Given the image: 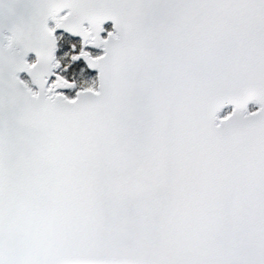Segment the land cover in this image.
<instances>
[{"label": "snow or ice", "instance_id": "obj_1", "mask_svg": "<svg viewBox=\"0 0 264 264\" xmlns=\"http://www.w3.org/2000/svg\"><path fill=\"white\" fill-rule=\"evenodd\" d=\"M0 264H264V0H0Z\"/></svg>", "mask_w": 264, "mask_h": 264}, {"label": "rangeland", "instance_id": "obj_2", "mask_svg": "<svg viewBox=\"0 0 264 264\" xmlns=\"http://www.w3.org/2000/svg\"><path fill=\"white\" fill-rule=\"evenodd\" d=\"M65 36H67V34H65ZM62 44H63V41H59V45L62 46ZM59 51H60V50H58V52H59ZM60 54H62V52H60ZM81 66L84 67L85 72H84L83 75H80L79 73H77V75H76V79H77L80 83H82V84H84V85H87V84L90 83V82L92 81V79L96 76V71L93 72V71L89 70V69L87 68L86 65L81 64ZM23 78L27 79L25 76H23ZM253 107H254V106H253Z\"/></svg>", "mask_w": 264, "mask_h": 264}, {"label": "water", "instance_id": "obj_3", "mask_svg": "<svg viewBox=\"0 0 264 264\" xmlns=\"http://www.w3.org/2000/svg\"><path fill=\"white\" fill-rule=\"evenodd\" d=\"M108 24H111V22H108ZM90 70H91V71H95V70H92V69H90ZM22 75H25V76H26V74H22ZM250 105H251V104H250ZM250 105H249V106H250Z\"/></svg>", "mask_w": 264, "mask_h": 264}]
</instances>
